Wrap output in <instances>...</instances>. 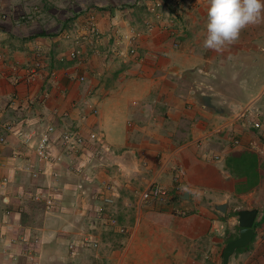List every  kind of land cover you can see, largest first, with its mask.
<instances>
[{
  "label": "crops",
  "instance_id": "obj_1",
  "mask_svg": "<svg viewBox=\"0 0 264 264\" xmlns=\"http://www.w3.org/2000/svg\"><path fill=\"white\" fill-rule=\"evenodd\" d=\"M203 1L162 0L167 14L160 23L171 24L166 30L149 11L160 12L159 0H38L43 37L28 41L31 34L0 29L7 60H0V121L24 120L25 128L37 133L44 128L39 118L54 124L58 134L76 127L85 136L98 132L99 146L108 150L97 156L98 147L89 144L75 158L57 146V176L32 180L23 165L37 162L33 152L13 137L0 146V179L8 178L0 192L14 210L5 217L0 202V264H33L25 250L33 251L34 264H222L227 241L238 237L235 213L250 209L258 211L253 239L228 264H264V133L252 128L255 120L264 123V83L252 95L239 92L242 76L249 80L257 73L253 65L264 62L258 53L264 18L242 29L222 51L206 49L208 4ZM16 7L21 5L11 8ZM18 11L9 9L16 19ZM146 21L155 24L151 33L145 32ZM91 24L97 39L88 35ZM137 31L144 34L141 60L128 54V38ZM72 33L88 38L85 66L75 67L63 54ZM37 47L44 68L26 84L24 69ZM80 76L84 82L74 80ZM14 93L20 100L15 110L9 107ZM238 96L250 99L244 104ZM233 139L240 143L234 146ZM246 154L253 158L238 167ZM215 155L218 160L210 162ZM104 183L111 184L114 198L107 209L128 229L126 235L97 217L105 209ZM154 184L170 190L173 202L142 203L138 194ZM48 189L55 196L53 208L30 207L26 194ZM85 236L97 249L82 244ZM16 239L24 242L18 246Z\"/></svg>",
  "mask_w": 264,
  "mask_h": 264
},
{
  "label": "built area",
  "instance_id": "obj_2",
  "mask_svg": "<svg viewBox=\"0 0 264 264\" xmlns=\"http://www.w3.org/2000/svg\"><path fill=\"white\" fill-rule=\"evenodd\" d=\"M158 6V5H157ZM151 14H155V8L151 7L149 9ZM155 18L160 23V16L155 15ZM169 19V18H168ZM168 21V20H166ZM165 22L160 23V27L163 28V30H166L165 27L171 26V24H166ZM147 32H152L154 30V27L152 24H147L146 29ZM168 31V29H167ZM88 35L98 38V32L93 24L90 25ZM170 37H175V32L170 29L169 31ZM144 36V34L140 31L133 32L129 38V49L128 54L133 56L136 60H141V55L139 53L140 50V44L141 39ZM88 38L85 36L76 38L73 42V45H71V48L69 52L66 54V58L68 61L74 64L75 67H81L85 66L87 64V56L84 51V46L80 44L81 42L87 41ZM4 54L0 50V58L5 59V56L1 55ZM44 59L45 56L38 51H34L32 55L30 56V61L27 64L26 68L24 69V82L26 84H30L33 82V80L37 77L38 72L40 70H43L44 68ZM11 70H16L15 67H11ZM2 73L0 72V77H2ZM52 77H55L56 74L54 72L51 73ZM75 81L78 82H84L85 77L80 76L77 78H74ZM20 103L19 97L16 93H14L10 100H9V107L13 110L18 108ZM94 115L96 114L95 111L92 112ZM58 112L54 111L53 116H57ZM64 116V115H63ZM84 116L82 119H85ZM38 123L40 125L44 124V128L40 132H36L35 130L28 131L25 128V125L27 122L24 120H20L17 122H1L0 121V146L5 147L8 143V139L13 137L15 138L19 144L24 146L26 150L33 152L35 155L37 162H28L23 165V172L28 174L29 178L32 180H37L40 176H46L48 175L51 178H55L56 172L53 171V167L56 165L57 161L60 159V156L56 152V147L58 146L59 152L63 155H68L77 158L81 153L88 148L89 144H96L98 148L94 147V153L98 155L105 154L108 150H106L103 146H99L101 144V135L98 132H90L87 136L83 134L81 129L79 127L67 129L62 131L61 133H57V127L52 123H46L45 120L42 118L38 119ZM252 128L256 130H260L264 133V123H262L259 120H255L252 123ZM240 142L238 139H233L232 144L234 146L238 145ZM21 156L16 153L13 158L19 159ZM218 160V156H212L209 158L210 162H216ZM71 171L73 173H77L76 170L71 167ZM174 182V189L175 192L178 193L179 187L177 178L173 180ZM8 183V178L3 177L0 179V191L1 189L4 190L5 186ZM102 204L105 207L104 211L98 214V219L102 220L103 218L106 221V224L110 227L114 228V230L119 235H126L128 234V229L119 225L118 221L114 216L110 214V211H108L107 208H110L112 205H114V198L112 196L111 191V184L104 183L102 185ZM111 194V196H110ZM26 197L25 195H23ZM31 202L36 204H42L43 208L46 211H50L54 206V199L55 196L52 193L50 189H48L47 193H36L32 197H28ZM172 193L170 190H167L166 188L154 184L147 188L146 190H143L138 194V199L142 203L147 202H156L160 205H166L169 203V201L172 199ZM17 199V197L15 198ZM21 200V197H19ZM0 202L2 205H6L4 207V216L9 217L14 212V210H11L8 206L9 203H11V200L8 195H3L2 192H0ZM3 238V236L0 234V240ZM24 241L23 240H15V244L20 246ZM83 245H91L92 247H96L97 243L92 242L91 240L84 238ZM17 248V247H15ZM23 256L26 260H28L31 263L35 262L33 251L31 250H25V253L23 252Z\"/></svg>",
  "mask_w": 264,
  "mask_h": 264
},
{
  "label": "rangeland",
  "instance_id": "obj_3",
  "mask_svg": "<svg viewBox=\"0 0 264 264\" xmlns=\"http://www.w3.org/2000/svg\"><path fill=\"white\" fill-rule=\"evenodd\" d=\"M16 2H18L21 5L20 8L19 7L11 8L13 4H18V3H11V5H10L8 0H0V29H4V30L9 29V32H13V30H15V33L21 35L22 37L28 36L29 34H31V35L38 34V0H19V1L16 0ZM204 3L208 4V0L203 1V4ZM93 4H94V2L91 1V5H89L88 8L92 7ZM77 5L79 6L78 3H76V7H78ZM207 7H208V5H207ZM9 9L11 10V12H14V10H19L17 12V15L19 14L18 19H16L15 15L13 13L9 12ZM32 27H33V29H32ZM65 34H67V33H65ZM73 34L74 33H72L70 39H67V41H66V42L70 41L71 44L67 45L69 48L67 47L66 50L64 51L63 54H65V55L69 52L71 45H73V42L76 39V37H73ZM80 44H82V46H84L85 42H81ZM17 45H18V43H17ZM260 48L262 49L263 52L258 51V53L260 54L259 57L264 59V57H262V56H264V43L261 44ZM37 49H38V47L35 48L34 50H32V52L36 51ZM0 50H1V48H0ZM1 55L5 56V54H1ZM0 60L5 61V62L7 61L4 59V57L0 58ZM253 68L257 70V73H250V75L252 77H249V80H247V81H246L245 75L242 76L244 79L242 78L240 80L241 83L239 86V88H240L239 92L241 95H245V94L252 95V94L256 93L259 90L260 85H262L264 83V62L263 61L256 62V64L253 65ZM247 98H249V96L246 97L245 99L242 96H238L239 102L244 103V104L248 102ZM30 186L31 185L27 184L26 188L29 190ZM262 188L264 189V186ZM26 193L27 192H25L24 194H26ZM35 194L36 193H32V194H30V196H29V194H26V196L28 198V197H32ZM263 194H264V192L261 193L260 196H262ZM263 203L258 201L256 204L260 205ZM33 204L36 205V203H33ZM152 205H155V204H152ZM235 207L236 208L240 207L239 202L235 203ZM39 210H40V207H38V211ZM40 220H42V217H41V215L38 214V221H40ZM84 238H87L90 240V238L87 236H85ZM83 240L84 239H82V242H83ZM85 247L97 249L98 246L92 247L91 245H86ZM62 249H63V252H66V251H64V248H62ZM67 249L72 250V247L69 246V247H67ZM23 260H25V259H23Z\"/></svg>",
  "mask_w": 264,
  "mask_h": 264
},
{
  "label": "clouds",
  "instance_id": "obj_4",
  "mask_svg": "<svg viewBox=\"0 0 264 264\" xmlns=\"http://www.w3.org/2000/svg\"><path fill=\"white\" fill-rule=\"evenodd\" d=\"M264 0H208L206 49L222 51L236 41L242 29L261 21Z\"/></svg>",
  "mask_w": 264,
  "mask_h": 264
},
{
  "label": "water",
  "instance_id": "obj_5",
  "mask_svg": "<svg viewBox=\"0 0 264 264\" xmlns=\"http://www.w3.org/2000/svg\"><path fill=\"white\" fill-rule=\"evenodd\" d=\"M220 212H224V207L219 208ZM257 209L241 210L237 213L238 237L229 241L224 248L222 254V264H228L229 259L238 249L247 247L254 236V222L257 218Z\"/></svg>",
  "mask_w": 264,
  "mask_h": 264
},
{
  "label": "trees",
  "instance_id": "obj_6",
  "mask_svg": "<svg viewBox=\"0 0 264 264\" xmlns=\"http://www.w3.org/2000/svg\"><path fill=\"white\" fill-rule=\"evenodd\" d=\"M160 1V3L158 4V6H157V9H159L160 10V12L159 13H155V15L157 14V15H159L160 16V19L162 20L163 18H164V16H165V14H167V11H166V8H165V4H163V2H162V0H159ZM154 21V20H153ZM153 21H146L145 22V25H144V28L146 29V26H147V24H152V26L154 27V30H155V24L153 23ZM153 30V31H154ZM44 36V34H35V35H31V36H29L28 38H26L28 41H30V40H33V39H36V38H38V37H43ZM25 39V40H26ZM32 53L33 52H31V54H30V56L32 55ZM256 132V131H255ZM244 160H243V159ZM250 158H253V155H243V156H241L240 157V165L238 164V167H242V166H244V164L246 163V161L247 160H249ZM238 173V172H237ZM239 175V174H238ZM176 199L177 200H180L179 199V196L178 197H176ZM169 202H173L172 201V199L169 201ZM30 207H32L33 206V203H31L30 202ZM236 215H237V213H235ZM227 242H229V240L227 241ZM241 250H243V248L242 249H238L236 252H238V251H241Z\"/></svg>",
  "mask_w": 264,
  "mask_h": 264
}]
</instances>
